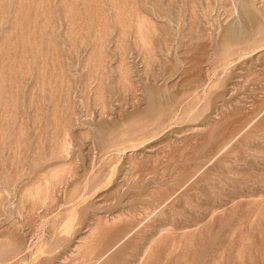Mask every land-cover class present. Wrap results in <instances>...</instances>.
I'll use <instances>...</instances> for the list:
<instances>
[{"label": "rangeland", "instance_id": "obj_1", "mask_svg": "<svg viewBox=\"0 0 264 264\" xmlns=\"http://www.w3.org/2000/svg\"><path fill=\"white\" fill-rule=\"evenodd\" d=\"M0 264H264V0H0Z\"/></svg>", "mask_w": 264, "mask_h": 264}]
</instances>
